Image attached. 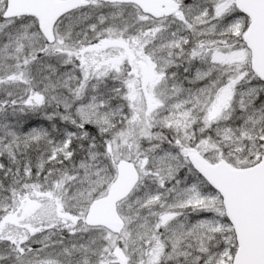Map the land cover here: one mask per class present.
<instances>
[{
  "label": "snow or ice",
  "instance_id": "1",
  "mask_svg": "<svg viewBox=\"0 0 264 264\" xmlns=\"http://www.w3.org/2000/svg\"><path fill=\"white\" fill-rule=\"evenodd\" d=\"M264 0H0V264H264Z\"/></svg>",
  "mask_w": 264,
  "mask_h": 264
},
{
  "label": "water",
  "instance_id": "2",
  "mask_svg": "<svg viewBox=\"0 0 264 264\" xmlns=\"http://www.w3.org/2000/svg\"><path fill=\"white\" fill-rule=\"evenodd\" d=\"M258 14L260 15L261 19L264 20V10H261ZM260 39L262 42H264V33L261 34Z\"/></svg>",
  "mask_w": 264,
  "mask_h": 264
}]
</instances>
